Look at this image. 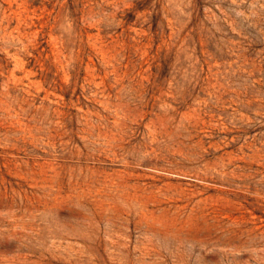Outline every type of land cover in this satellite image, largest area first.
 <instances>
[{
	"label": "rangeland",
	"instance_id": "1",
	"mask_svg": "<svg viewBox=\"0 0 264 264\" xmlns=\"http://www.w3.org/2000/svg\"><path fill=\"white\" fill-rule=\"evenodd\" d=\"M0 264H264V0H0Z\"/></svg>",
	"mask_w": 264,
	"mask_h": 264
},
{
	"label": "bare ground",
	"instance_id": "2",
	"mask_svg": "<svg viewBox=\"0 0 264 264\" xmlns=\"http://www.w3.org/2000/svg\"><path fill=\"white\" fill-rule=\"evenodd\" d=\"M71 250V249H70Z\"/></svg>",
	"mask_w": 264,
	"mask_h": 264
}]
</instances>
